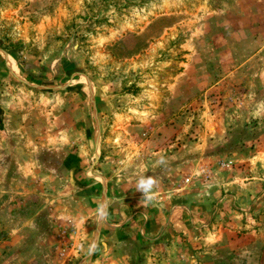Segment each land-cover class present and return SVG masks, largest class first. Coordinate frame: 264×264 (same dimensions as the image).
<instances>
[{"label": "rangeland", "instance_id": "obj_1", "mask_svg": "<svg viewBox=\"0 0 264 264\" xmlns=\"http://www.w3.org/2000/svg\"><path fill=\"white\" fill-rule=\"evenodd\" d=\"M0 109V264H205L264 229V0H0Z\"/></svg>", "mask_w": 264, "mask_h": 264}, {"label": "crops", "instance_id": "obj_2", "mask_svg": "<svg viewBox=\"0 0 264 264\" xmlns=\"http://www.w3.org/2000/svg\"><path fill=\"white\" fill-rule=\"evenodd\" d=\"M115 232L116 233L112 234V236H115V240H116L117 235H119V236L124 235L126 237H130L131 232H134V231L132 229L123 228L121 230H116ZM228 232L229 231H224V232L218 231V233H213L211 236H208V237H210V239H212V240L213 239L216 240V239H219L220 236H223L224 234H228ZM229 234H231V233L229 232ZM232 236L236 237L235 240L237 242H241V240L243 241V244L240 246L242 248L239 249L237 247V251H236L237 257L235 259H222L219 255V253H220L219 252V245H217L216 243H210V245H209V247H207V249L202 250L203 259H204V261L208 262L205 264H218L219 262H223L222 260H226L225 263L223 262L222 264H232L233 260H236V262H239V263H241V261H242V264H254V261H251V259L249 257L250 254H248V257L246 255L245 258L242 259L241 258V256H242L241 251H243L244 253L245 252H249V253L253 252L254 254L256 252H258V253L261 252L262 254L264 253V229H259L255 233L247 231L244 234H241V235L233 234ZM237 237H239V239ZM152 241H153L152 243L154 244V240H152ZM262 242H263V244L260 245ZM146 244L147 245H143V247H140V251L142 254H145L146 256L151 258V256L148 254H152L153 250L154 251L156 250L155 249L156 245L150 246V245H148V243H146ZM261 247H262V249H261ZM161 248H163V252L164 253L166 252L168 255L169 249L167 248V250H165L164 245ZM200 249H201V247H200ZM208 256L210 257L209 259H208ZM251 256L254 257L255 255H251ZM152 261L156 262V260H154L153 258H152ZM148 262H149V260H146V263L145 262L143 263V261H142L141 263H131V264H151ZM157 262H156V264H171L170 260L167 259V257H165L164 255H162V259L157 261ZM185 263L187 264V261H185ZM152 264H154V263H152ZM199 264H200V262H199Z\"/></svg>", "mask_w": 264, "mask_h": 264}, {"label": "clouds", "instance_id": "obj_3", "mask_svg": "<svg viewBox=\"0 0 264 264\" xmlns=\"http://www.w3.org/2000/svg\"><path fill=\"white\" fill-rule=\"evenodd\" d=\"M159 164L163 165L165 160L163 157L158 161ZM158 186V181L152 177H141L137 182V191L142 193V199L145 204H150L153 200V190ZM99 214L101 217L104 215V207L99 208Z\"/></svg>", "mask_w": 264, "mask_h": 264}, {"label": "trees", "instance_id": "obj_4", "mask_svg": "<svg viewBox=\"0 0 264 264\" xmlns=\"http://www.w3.org/2000/svg\"><path fill=\"white\" fill-rule=\"evenodd\" d=\"M0 113H1V109H0ZM2 126L1 120H0V127Z\"/></svg>", "mask_w": 264, "mask_h": 264}]
</instances>
